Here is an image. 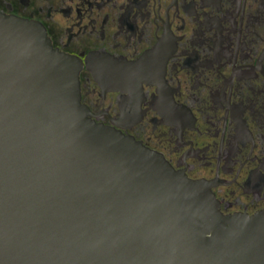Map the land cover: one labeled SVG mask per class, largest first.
Masks as SVG:
<instances>
[{"label":"water","instance_id":"1","mask_svg":"<svg viewBox=\"0 0 264 264\" xmlns=\"http://www.w3.org/2000/svg\"><path fill=\"white\" fill-rule=\"evenodd\" d=\"M81 69L0 14V264H264V213L93 121Z\"/></svg>","mask_w":264,"mask_h":264},{"label":"flooded vegetation","instance_id":"2","mask_svg":"<svg viewBox=\"0 0 264 264\" xmlns=\"http://www.w3.org/2000/svg\"><path fill=\"white\" fill-rule=\"evenodd\" d=\"M80 61L90 118L264 213V0H0Z\"/></svg>","mask_w":264,"mask_h":264}]
</instances>
